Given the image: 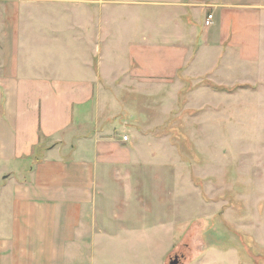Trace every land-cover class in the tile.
Segmentation results:
<instances>
[{"label":"crops","instance_id":"1","mask_svg":"<svg viewBox=\"0 0 264 264\" xmlns=\"http://www.w3.org/2000/svg\"><path fill=\"white\" fill-rule=\"evenodd\" d=\"M217 51L262 58L264 0H0V264H138L118 204L135 135H81L105 59L166 82Z\"/></svg>","mask_w":264,"mask_h":264},{"label":"rangeland","instance_id":"2","mask_svg":"<svg viewBox=\"0 0 264 264\" xmlns=\"http://www.w3.org/2000/svg\"><path fill=\"white\" fill-rule=\"evenodd\" d=\"M217 52L166 82L114 75L124 61L105 59L81 135L97 122L135 135L118 204L135 233L119 242L137 246L138 264H264V55Z\"/></svg>","mask_w":264,"mask_h":264},{"label":"built area","instance_id":"3","mask_svg":"<svg viewBox=\"0 0 264 264\" xmlns=\"http://www.w3.org/2000/svg\"><path fill=\"white\" fill-rule=\"evenodd\" d=\"M212 20H213V16L212 15H208L204 21V25L206 27H209L212 23ZM124 140H126V138H124Z\"/></svg>","mask_w":264,"mask_h":264},{"label":"water","instance_id":"4","mask_svg":"<svg viewBox=\"0 0 264 264\" xmlns=\"http://www.w3.org/2000/svg\"><path fill=\"white\" fill-rule=\"evenodd\" d=\"M176 263H177V257L175 256L173 262H171L170 264H176Z\"/></svg>","mask_w":264,"mask_h":264}]
</instances>
